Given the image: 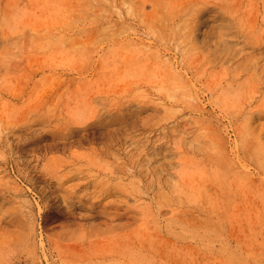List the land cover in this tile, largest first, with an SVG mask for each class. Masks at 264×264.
<instances>
[{"label": "rangeland", "instance_id": "obj_1", "mask_svg": "<svg viewBox=\"0 0 264 264\" xmlns=\"http://www.w3.org/2000/svg\"><path fill=\"white\" fill-rule=\"evenodd\" d=\"M0 264H264V0H0Z\"/></svg>", "mask_w": 264, "mask_h": 264}]
</instances>
